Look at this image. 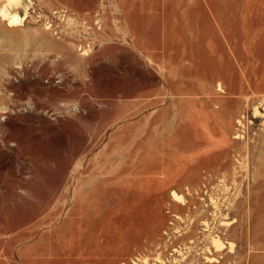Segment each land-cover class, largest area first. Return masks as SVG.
<instances>
[{
    "label": "rangeland",
    "instance_id": "374dc122",
    "mask_svg": "<svg viewBox=\"0 0 264 264\" xmlns=\"http://www.w3.org/2000/svg\"><path fill=\"white\" fill-rule=\"evenodd\" d=\"M22 2L0 264H264V0Z\"/></svg>",
    "mask_w": 264,
    "mask_h": 264
},
{
    "label": "bare ground",
    "instance_id": "6f19581e",
    "mask_svg": "<svg viewBox=\"0 0 264 264\" xmlns=\"http://www.w3.org/2000/svg\"><path fill=\"white\" fill-rule=\"evenodd\" d=\"M5 4L0 8V17L7 20L9 25L14 26L22 21L21 17L17 12L12 11L14 7L22 6V0H4ZM25 5V3H24ZM26 7V6H25ZM27 9H25L26 11ZM213 245L215 246V251L221 252L224 250L223 243L220 237L217 235L213 237ZM210 262H218L215 259H210Z\"/></svg>",
    "mask_w": 264,
    "mask_h": 264
}]
</instances>
